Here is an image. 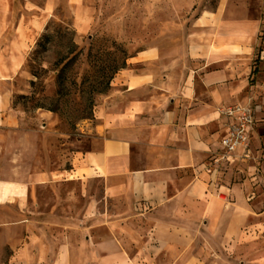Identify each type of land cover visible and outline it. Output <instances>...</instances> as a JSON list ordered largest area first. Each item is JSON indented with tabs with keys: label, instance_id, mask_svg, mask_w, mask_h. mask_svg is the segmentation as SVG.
Segmentation results:
<instances>
[{
	"label": "crops",
	"instance_id": "0c3cea01",
	"mask_svg": "<svg viewBox=\"0 0 264 264\" xmlns=\"http://www.w3.org/2000/svg\"><path fill=\"white\" fill-rule=\"evenodd\" d=\"M86 2L0 0V168L27 57L56 7L87 34ZM167 34L128 50L83 122L78 166L27 172V215L0 185L10 264H250L246 149L220 145L224 110L244 105L241 2Z\"/></svg>",
	"mask_w": 264,
	"mask_h": 264
},
{
	"label": "rangeland",
	"instance_id": "374dc122",
	"mask_svg": "<svg viewBox=\"0 0 264 264\" xmlns=\"http://www.w3.org/2000/svg\"><path fill=\"white\" fill-rule=\"evenodd\" d=\"M86 3L94 8V15L86 20L89 32L80 34L65 6L56 7L17 84L11 111L14 128L0 168V185L10 184L15 194L11 208L14 215L28 214L27 172H41L48 179L54 171L79 165L80 153L73 156L81 150L78 141L88 135L83 130L84 118L91 107L93 111L98 98L110 90L100 93L105 91L112 69H118L128 57V50L133 53L157 37L173 41L176 37L167 32L189 28L195 14L213 10L218 0ZM63 67L64 76L59 80ZM15 235L21 236L17 232ZM11 253L0 231V264H10Z\"/></svg>",
	"mask_w": 264,
	"mask_h": 264
},
{
	"label": "built area",
	"instance_id": "2783aa9c",
	"mask_svg": "<svg viewBox=\"0 0 264 264\" xmlns=\"http://www.w3.org/2000/svg\"><path fill=\"white\" fill-rule=\"evenodd\" d=\"M226 119L225 133L220 139V145L224 154H231L238 148L245 147V118L244 105L229 107L224 110Z\"/></svg>",
	"mask_w": 264,
	"mask_h": 264
},
{
	"label": "trees",
	"instance_id": "16d2710c",
	"mask_svg": "<svg viewBox=\"0 0 264 264\" xmlns=\"http://www.w3.org/2000/svg\"><path fill=\"white\" fill-rule=\"evenodd\" d=\"M126 60V59H125ZM125 60H124V62H123V64L117 69V68H113L112 69V75L106 80V82H105V86H106V89H105V91H103V92H101L100 91V93H102V94H105L104 92H106V91H108L109 90V88H110V81L112 80V78H113V76L117 73V72H119V69H121V68H123L124 67V65H125ZM63 70H64V67L61 69V71H60V75H59V80H62L63 78V76H64V73H63ZM50 111H52V110H50ZM92 118H93V111H92V107H91V110L89 111V113H88V115H87V117H85L84 119H87V120H92Z\"/></svg>",
	"mask_w": 264,
	"mask_h": 264
}]
</instances>
